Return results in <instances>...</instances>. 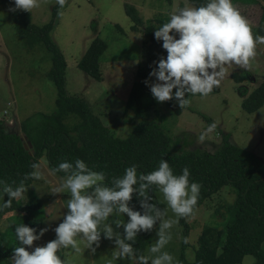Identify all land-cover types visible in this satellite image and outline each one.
Instances as JSON below:
<instances>
[{
	"label": "rangeland",
	"instance_id": "374dc122",
	"mask_svg": "<svg viewBox=\"0 0 264 264\" xmlns=\"http://www.w3.org/2000/svg\"><path fill=\"white\" fill-rule=\"evenodd\" d=\"M55 3L56 0H40V6L30 12L31 22L39 26L48 22ZM263 3L264 0H248L237 1L233 5L250 25L257 26L259 23L264 24L260 19ZM126 4L133 6L142 19V24L138 25L137 30L131 29L133 22L126 14ZM184 7L193 5L188 0H67L59 10L49 35L66 61V93L83 97L92 113L100 118L112 135L126 137L139 121V118L136 119L134 113L125 107L135 78L140 79L135 76L137 69L142 67L148 74L149 66L154 64V57L148 49L147 28H156L159 25L157 19L161 17L165 18L167 23L177 9ZM10 9L6 4L0 5V119L8 129L15 130L20 135L23 146L32 153L30 143L20 130V124L36 112L51 113L55 108L56 88L47 75L51 67V55L43 47L28 46L15 26ZM95 36H99L107 44L99 58V80L92 78L77 66L78 60ZM256 51L257 55L251 62L250 70L235 65L226 66V75L221 81L219 91L206 97L193 96L189 99L190 107L184 108L179 115L170 112L166 101H156L154 107L147 111V115L155 117L168 132L171 137V149L176 147L183 151L201 148L212 153L227 135L232 143L254 153L264 162V104L251 113L241 107L244 95L264 82V44L258 43ZM234 73L241 75L242 80L236 81ZM151 82H154V79L149 77V83ZM213 123H216V129L207 132ZM206 132L205 139L201 141V134ZM33 172H39L41 178H34L30 184L23 185L27 190L16 200L24 203L28 197L34 195L42 204V209L39 210V214H43L40 229L46 228L47 231L34 242L35 247L55 239L54 229L67 213L66 205L70 194H52L67 176L53 172L47 164L45 154L38 159ZM154 194L157 199L156 209L160 211L161 216L153 227L152 240L145 250L150 264L152 258L160 254L151 253L149 249L158 239L157 233L161 224L167 219H177L164 200L163 193L156 189ZM234 199L235 191L232 185H223L196 206L193 215L184 218L188 226L189 242L184 250L187 260L194 258L197 238L203 226L223 227L230 216L228 211ZM1 202L0 188V206ZM22 217L17 211L8 213L0 220V233L10 235L9 224ZM117 221H120L122 226L127 223L128 217L114 211L101 223V239L95 254H90L88 249L77 253L68 248L62 249L58 255L68 261V264H139L133 256L113 259V252L119 250L115 242L119 237ZM181 221L182 218L178 224L166 230L172 234V240L162 250L173 256V264L178 261L182 251L184 226ZM105 225L110 226L114 233L111 239L104 236ZM77 240L83 248L82 235L78 236ZM262 247L264 249V242ZM28 250L32 251L31 248ZM0 264H13L12 256L0 261ZM241 264L257 263L253 255L246 254Z\"/></svg>",
	"mask_w": 264,
	"mask_h": 264
},
{
	"label": "trees",
	"instance_id": "16d2710c",
	"mask_svg": "<svg viewBox=\"0 0 264 264\" xmlns=\"http://www.w3.org/2000/svg\"><path fill=\"white\" fill-rule=\"evenodd\" d=\"M193 7H200L208 0H188ZM248 0H232L235 2ZM253 1V0H249ZM14 7V0H0V5ZM261 18L264 21V3ZM61 7L57 2L52 6L51 18L42 25L31 22V14L25 11H12V19L19 34L28 43L45 48L51 55V67L48 77L56 88L55 108L51 113L36 112L25 118L20 124V130L30 143V153L24 146L20 135L10 130L0 119V184L2 202L0 206V220L12 211L23 215L19 220L9 224L10 235L0 233V261L12 256L13 249L21 246L15 235V228L25 224L35 228L41 227L43 214L40 200L32 195L26 202L12 200L11 207H4L8 196L4 193L5 185L16 189L19 185H28L34 177V167L42 154L46 155L49 168L61 176H67L63 171H54L61 162L75 163L83 160L90 169L102 171L106 175L104 186L114 187V178L122 177L124 170L135 165L138 174H147L158 168L159 162L166 160L175 175L182 174L187 167L190 171V182L201 185L197 206L213 192L223 185L231 184L235 191L234 203L229 209V218L223 227L205 225L197 238L194 249V258L189 261L184 256L188 243H184L188 236L187 222L182 218L183 239L182 251L175 264H241L243 256L251 254L257 264H264V162L254 153L235 145L225 135L221 144L212 153L201 148H191L179 151L171 149V137L155 117L147 115V111L154 107L156 100L152 96L149 82V73L157 65L155 62L167 56L162 48V41H157L154 32L165 23V18H158L156 28H147L149 40L148 49L154 57V64L149 66L146 74L142 67L135 72L140 79L134 80L126 101V109L134 113L139 121L126 137L114 136L101 122L100 118L92 113L87 101L76 95H70L65 90L66 61L58 46L51 40L50 31ZM126 14L133 24L132 30H137L142 19L136 9L125 5ZM252 26L254 36H264V24ZM107 48L106 42L95 36L77 62V66L92 78H101L99 58ZM236 81H241L239 74H233ZM155 81V77H152ZM219 91V87L211 93ZM246 94V93H245ZM200 95V94H195ZM186 93L185 98L195 96ZM172 114L179 115V108L175 99L166 101ZM264 104V82L257 85L241 100V107L251 113ZM211 123V119H208ZM175 146V145H174ZM142 181L133 187L136 189L131 195L128 206L142 214L147 209L141 206L145 197L139 195V186ZM157 186L151 185L146 191V203L157 207L154 190ZM154 214V213H151ZM152 231H141L134 241L124 240L131 244L133 257L138 261L139 256H145V250L152 240ZM118 236L124 239V227H118ZM148 264H150L148 260Z\"/></svg>",
	"mask_w": 264,
	"mask_h": 264
},
{
	"label": "clouds",
	"instance_id": "9594fccd",
	"mask_svg": "<svg viewBox=\"0 0 264 264\" xmlns=\"http://www.w3.org/2000/svg\"><path fill=\"white\" fill-rule=\"evenodd\" d=\"M56 2L63 8L67 0ZM39 6L40 0H14V7L10 10L30 13ZM154 37L163 42L162 48L166 50L167 56L155 62L157 66L149 73L150 77H155V81L145 83L157 102L175 99L182 109L191 105V101L185 98L186 93L206 97L219 87L226 75V66L235 65L250 70L251 62L257 55V44H264V36H254L249 21L241 15L232 0H208L200 7L179 8L167 23L155 30ZM215 129L216 123H213L207 132ZM207 132L201 134V141ZM54 171L67 174L63 184L52 191L54 195L64 192L70 194L67 213L54 229L55 239L42 246L34 247V242L43 236L46 228L37 232L25 224L17 226L15 235L21 246L13 249V264H68L58 255L62 249L68 248L77 253L88 249L90 254H95L101 239L100 225L114 211L126 214L128 221L123 224L124 239L116 238L119 250L113 252V259L132 258V245L124 240L134 241L139 232L151 231L161 216L154 205L146 203L145 190L151 185L157 186L163 193L164 200L177 218L164 220L161 224L158 239L149 249L151 253L160 254L152 258L151 264H173V256L162 251L172 240V234L166 230L178 224L180 218L193 215L201 188L199 183L190 182L187 167L182 170V174L175 175L169 163L163 159L158 168L147 174H138L135 165L129 166L122 177L114 178V187L104 186L105 173L90 169L81 159H77L74 165L67 161L61 162ZM31 175L35 179L41 178L39 172ZM138 180L142 181L139 195L145 197L141 206L147 209L143 214L128 206L131 194L136 191L133 186ZM26 190L23 185L16 189L5 185L3 191L8 199L3 206L11 207L12 200L21 198ZM116 223L118 227L121 224L120 221ZM103 231L107 239L114 235L108 225L104 226ZM81 235L83 248L77 240ZM188 242L185 238L184 243ZM138 259L140 264H148L147 256L142 255Z\"/></svg>",
	"mask_w": 264,
	"mask_h": 264
}]
</instances>
